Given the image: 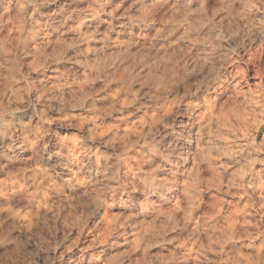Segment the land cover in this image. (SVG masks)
I'll return each instance as SVG.
<instances>
[{
  "label": "clouds",
  "instance_id": "1",
  "mask_svg": "<svg viewBox=\"0 0 264 264\" xmlns=\"http://www.w3.org/2000/svg\"><path fill=\"white\" fill-rule=\"evenodd\" d=\"M0 264H264V0H0Z\"/></svg>",
  "mask_w": 264,
  "mask_h": 264
}]
</instances>
